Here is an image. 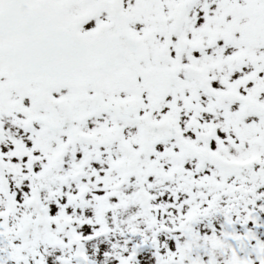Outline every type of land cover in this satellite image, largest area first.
Here are the masks:
<instances>
[{
    "label": "snow or ice",
    "instance_id": "6c2138e0",
    "mask_svg": "<svg viewBox=\"0 0 264 264\" xmlns=\"http://www.w3.org/2000/svg\"><path fill=\"white\" fill-rule=\"evenodd\" d=\"M0 264H264V0H0Z\"/></svg>",
    "mask_w": 264,
    "mask_h": 264
}]
</instances>
